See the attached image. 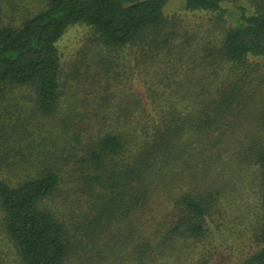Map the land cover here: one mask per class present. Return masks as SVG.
Returning <instances> with one entry per match:
<instances>
[{
  "label": "trees",
  "instance_id": "16d2710c",
  "mask_svg": "<svg viewBox=\"0 0 264 264\" xmlns=\"http://www.w3.org/2000/svg\"><path fill=\"white\" fill-rule=\"evenodd\" d=\"M170 2L0 0V96L29 88L36 111L1 125L0 264H212L238 239L236 264H264V108L248 66L264 60V0H179L221 18L218 40L196 45L201 75L185 89L165 62L123 83L170 50ZM75 24L128 52L119 69L95 49L62 99L59 42Z\"/></svg>",
  "mask_w": 264,
  "mask_h": 264
},
{
  "label": "rangeland",
  "instance_id": "374dc122",
  "mask_svg": "<svg viewBox=\"0 0 264 264\" xmlns=\"http://www.w3.org/2000/svg\"><path fill=\"white\" fill-rule=\"evenodd\" d=\"M252 3H255V0H252ZM231 6L230 4H226ZM221 18H218L217 15L211 13L204 12H187L182 10V6L180 5L179 0H171L170 5L167 9V14L165 17L164 23V33H170L171 43L170 50L167 52L166 48H153L152 54L154 56L155 64L152 65L151 71L146 72L145 69H140L139 67L133 66V72H130L131 75L128 76L132 78V80L125 79L122 81L123 83L133 82L139 83L140 75L143 76L145 73L147 75L154 76V71L158 69V66L161 64L168 62L171 66L175 65L178 70L176 74H178V79L183 84L185 89L189 88L188 79L191 76L201 75V68L199 64L197 67L194 66V62H202L200 61L199 56L201 55L199 49L196 48L197 43H202L206 40L216 41L218 40L222 30H221ZM195 37L192 39V37ZM188 37H191L190 40ZM98 34L88 25L86 24H75L70 26L66 32L64 33L62 39L59 42V48L62 53V74H61V83H62V99L69 97L71 92V87H75L78 82H81V79L85 77L86 70L91 65L89 56L92 57L94 50L97 49L96 53L106 54L108 57L118 58V64L114 65V68L122 69L125 65V54L128 52V48H101L98 44ZM160 38V37H159ZM157 37V40L160 41ZM184 44L187 49L182 51L179 49L180 45ZM175 45V46H174ZM178 45V47H176ZM138 49L145 47L144 45H138ZM164 50V51H163ZM182 51V54H181ZM154 52V53H153ZM124 56V57H123ZM192 57L195 61H192ZM181 59V60H178ZM198 61H197V60ZM90 63V65H88ZM176 63V64H175ZM102 64L100 62L99 68H102ZM166 64V63H165ZM227 68H229L230 64H225ZM248 66L252 70V103L258 108H264V60L263 59H253L249 60ZM128 69V68H127ZM172 69V68H171ZM170 69V70H171ZM104 69H101V72L98 74V79L100 81L104 80L103 76ZM173 74L175 73V69L171 71ZM233 72L232 68H229V71ZM153 74V75H152ZM127 78V79H128ZM86 79L84 78V82ZM98 84L97 82H93ZM102 83V82H100ZM155 83L159 84L158 81ZM73 87V89H74ZM122 87V86H121ZM73 94V93H72ZM65 102V101H64ZM66 105V103H64ZM254 106V107H255ZM35 104H34V96L32 90L25 87H10L5 91V94L0 96V132L4 131L3 124L7 126L6 131L10 129H15V127H19V123H27L28 119L34 117ZM20 123V124H21ZM2 129V130H1ZM14 143V142H13ZM15 144L13 146H9L8 149L13 150ZM0 175L8 176V169H6L2 164H0ZM237 179V178H236ZM243 177L240 180L242 182ZM238 180V179H237ZM236 180V181H237ZM246 181L248 179L246 178ZM252 184H254L252 182ZM250 189L247 191L249 197L251 199L254 198V190L255 185L250 184ZM254 187V188H253ZM62 191L59 192L57 197H62L63 190L67 187V184L62 185ZM238 193H233L232 198L228 200V202H234L235 195ZM246 196V195H245ZM54 199V200H53ZM50 200L51 205H57L56 198L54 197ZM238 202L240 198H237ZM58 200V199H57ZM55 202V203H52ZM231 205V204H230ZM243 216V215H241ZM241 220V221H239ZM237 221V225L242 222L240 218ZM228 242V241H227ZM230 249L232 253L226 254L223 250H220L218 256L213 260L212 264H236V260L232 257H236L238 251L242 249H247L249 246V242L247 239L243 241V239L235 240ZM238 250V251H237Z\"/></svg>",
  "mask_w": 264,
  "mask_h": 264
}]
</instances>
